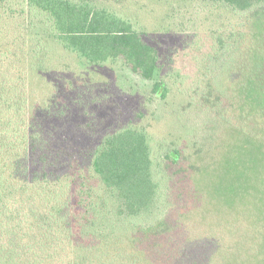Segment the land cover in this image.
<instances>
[{"label":"trees","instance_id":"1","mask_svg":"<svg viewBox=\"0 0 264 264\" xmlns=\"http://www.w3.org/2000/svg\"><path fill=\"white\" fill-rule=\"evenodd\" d=\"M199 1L242 21L230 46L217 34L206 47L196 45L201 65L190 60L186 76L194 79L180 81L186 89L179 92L196 107L205 103L199 111L215 125L209 140L219 147L206 173L218 179L225 165L217 137L235 126L233 117L243 118L241 133L250 134L246 124L264 98V0ZM5 11L24 16L8 15L0 28V264H215L219 251L223 261L232 252L253 264L258 257L248 245L256 228L230 232L236 223L208 205L197 167L178 151L167 152L161 165L151 137L132 125L94 129L89 137L71 109L52 99L51 90L74 72L66 61L89 71L122 65L153 82L151 93L162 99L177 90L167 81L172 77L164 79L161 55L141 21L97 0H0V17ZM18 22L32 34L5 31ZM240 37L246 43H237ZM42 88L48 95L37 119L35 92ZM87 136L89 143L82 142Z\"/></svg>","mask_w":264,"mask_h":264},{"label":"rangeland","instance_id":"2","mask_svg":"<svg viewBox=\"0 0 264 264\" xmlns=\"http://www.w3.org/2000/svg\"><path fill=\"white\" fill-rule=\"evenodd\" d=\"M97 3L141 21L147 32L146 40L161 55L164 79L167 76L172 77L167 78V81L175 84L177 90L173 88L162 99L151 93L153 82L143 81L122 65L89 71V68L87 70L82 65L66 61L67 68L74 72L70 75V80L64 82V86L59 85L51 90L52 99L71 109V114L78 118L80 132H87V129L90 131L89 137L107 127L115 130L132 125L143 127L151 137L154 157L159 159L161 165L167 164V152L178 151L185 163L197 167L196 177L200 178L196 182L200 187L207 188L205 199L208 200V205L218 208L223 218L236 223V227L235 224L229 225L230 232L235 230L238 233V227L239 233L247 232L250 225L256 228L255 243L248 246L258 257L252 263L264 264V98H257L258 116H253L254 120L246 124L251 130L250 134L241 133L239 122L243 118L239 120L233 117L235 126L226 129L223 135L217 137L223 148L221 155L225 167H222L223 176L218 179L211 176L208 179L207 167L219 147V144L214 143L216 141L209 140L210 128L212 130L215 125L199 111H203L205 103L202 102L200 107L197 105V109L194 103L190 104L191 100L186 92H179L180 87L186 89L180 84L181 77L187 84L194 79L193 76H186L191 69L192 63L188 64L189 61L193 59L194 63L201 65L193 56L196 55V45L206 47L207 38L217 34L223 35V44L230 46L235 43V36H239L237 29L242 24L241 19L223 6H213L199 0H97ZM18 7L14 4L12 10L16 11ZM12 14L6 11L2 14L0 28L2 21L6 26L8 15ZM16 15L24 16L13 14ZM18 25L21 26L18 28ZM18 25L5 31L12 37L14 34L18 36L14 32L18 31L23 38L24 33L32 34L34 30L21 22ZM240 38L237 43H246V38ZM35 93L38 102H43L48 95L44 88L40 93ZM82 100L85 103L81 109L79 102ZM42 102L36 104L37 119H41L39 113ZM249 105L252 110L253 102ZM21 117L25 119L26 114L21 112ZM94 129L97 130L92 132ZM88 136L80 137L81 141L89 143ZM174 170L175 168L171 170L169 167L171 174ZM196 223L197 221L192 220L191 228H197ZM217 237L210 235L208 238L213 240ZM223 244L225 243L220 245L222 249L225 247ZM198 252H202L203 256L206 254L205 248L198 249L193 258L195 263L201 257ZM220 255L225 256L224 253L217 252L215 264H250L252 261L248 255L237 259L239 256L232 252H227V261H223L218 258ZM180 262L178 264H182Z\"/></svg>","mask_w":264,"mask_h":264}]
</instances>
